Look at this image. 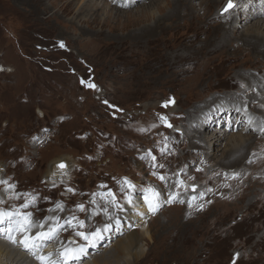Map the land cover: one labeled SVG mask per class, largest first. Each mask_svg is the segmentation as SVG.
Listing matches in <instances>:
<instances>
[{
    "label": "rangeland",
    "instance_id": "rangeland-1",
    "mask_svg": "<svg viewBox=\"0 0 264 264\" xmlns=\"http://www.w3.org/2000/svg\"><path fill=\"white\" fill-rule=\"evenodd\" d=\"M52 1L43 0L40 7L26 1L14 9L11 0H0V177L7 182L0 183V211L31 213L37 231L59 209L63 227L55 242L60 248L74 245V237L79 246L104 252L115 242L113 235L106 239L103 234L94 247L66 221L73 216L83 220L85 227L79 230L86 233L112 226L127 208H135L126 195L148 209L145 196L151 194L146 190L154 188L160 194L155 212L133 209L141 214L133 228L144 234V255L131 264H264V131L252 140L245 164L231 169L216 164L224 143L212 156V149L204 153L192 138L200 130L213 133L231 126L239 132L242 124L234 114L230 118L221 111L215 121L189 120L198 106L210 116L227 110L225 103L238 102L231 92L241 86L233 83L237 70L260 80L264 60L251 53L231 55L237 43L230 50L212 51L198 43L216 23L205 20V15L214 17L213 7L204 16L198 11L200 20L187 17L174 23L162 19L170 11L159 10L165 0L160 5L144 0L122 7L119 14L102 5L94 19L76 18L80 3L62 9ZM254 1L264 7L260 0L249 3ZM226 3L220 1L217 16L224 15ZM244 16L234 24L239 31H244ZM155 23L161 32L134 39L133 33ZM188 48L194 57L173 56ZM81 80L96 87H85ZM169 100L174 103L163 107ZM256 105L257 100H250L245 107L250 111ZM59 159L68 161L69 170L49 180L46 176ZM124 178L135 188L125 185L122 191ZM109 191L122 211L107 203ZM103 207L111 220L100 211ZM0 241L16 248L5 237ZM30 260L37 262L36 256ZM0 261L10 263L5 255Z\"/></svg>",
    "mask_w": 264,
    "mask_h": 264
},
{
    "label": "bare ground",
    "instance_id": "bare-ground-1",
    "mask_svg": "<svg viewBox=\"0 0 264 264\" xmlns=\"http://www.w3.org/2000/svg\"><path fill=\"white\" fill-rule=\"evenodd\" d=\"M26 1H32V4H34L36 7H40V5L43 2V0H11V2H13V5H14L12 7L14 8L15 4L19 5L20 3H24ZM96 1L97 0H79L78 3H75L76 2L75 0H54L52 1V6L54 4V6H59L62 9L72 8V7L75 8L76 4L78 5L80 3L79 7L77 8L76 18L79 17V19H81L82 17H85V16H91V18L93 17L94 19V15H96L95 11L97 10L96 8H98L99 6L104 5L105 10L110 9L111 12L112 10L113 11L115 10L116 13L118 12L119 14V13H123L122 7L125 8L128 6H134V5L138 6V4H140V2L144 0H99L98 4H96ZM152 1L160 5L162 0H148L150 4ZM220 1L222 2L223 0H200L198 3L196 2L197 3L196 4L195 0H165L164 2L165 4L159 6L160 7L159 10H161V8L163 9L166 7H170V11L166 15H164L162 19L164 21H170V22L172 21L176 23V22L186 19L187 17H192L196 20L197 19L200 20L201 19L200 16L202 15H199L198 13L200 11H203V16H204L206 14V11L208 9H211V7H213L215 8V13H213L214 17H212V15L211 17L208 15H205V20H213V22L215 21L216 23L213 24L210 28H208L209 30L208 29L205 30L206 32L205 38L203 39L201 38L198 43L202 45L203 47H207L209 51H212L215 49L219 50L222 48H226L230 50L232 49L231 47L233 43L235 44L237 43L238 45H236L233 48L232 50L233 52H231V55L233 54V56H235L239 53L241 54L251 53V55L254 56L255 58H261V60H264V17L262 16L264 14V7L260 8L259 4H257V2L255 1L249 3V0H236L235 8L230 9L228 12H221V13H224V15L220 17V16H217L218 12L216 9L220 5ZM260 3L264 6V0H260ZM150 4L148 5L150 6ZM249 7H252V8L249 9ZM242 15H245L244 16L245 24L241 26L244 28V31L243 29L242 31H239L237 28L239 26L237 25L235 26L234 24L237 23L239 16H242ZM97 19L98 18H95V21H98ZM162 19H159V20H162ZM154 26L153 27L149 26V27L139 30V32L133 33L134 39H141L144 36L146 37L150 35L153 36L158 31L160 32L162 31L160 30L161 27H159V23H155ZM191 51H190V48H188L187 50L175 52L173 56H176V58L181 55L182 57L183 56L188 57V55H193L191 54ZM179 66H183V69ZM175 67H177L178 69L181 68L182 71L185 69L184 71L186 72L188 69L184 67V65H180V64H178ZM243 71L244 69L237 70V74L234 76L235 81H233L235 85L237 83H241V86L237 85V87H235L231 91L232 96L235 97L236 100H239L238 102L236 103L229 102L228 104L225 103V106H226L225 108L227 110L222 109V108L220 110L218 109L219 111L212 112L210 116L205 114L204 113L205 111L204 112L202 111L203 107L199 108L198 106L197 107L198 109L195 110V112L190 113L189 115V120H190V117L193 116V122H198L200 120H203L204 122L208 117L212 118V120L215 121L221 115L219 112L224 111L223 114L225 115L230 113L229 115L230 118L234 114L233 115L235 116L234 121L236 122L237 120L238 123L242 124V126H240L238 130L239 132H232L233 128H231L232 127L231 126L230 128L227 127L228 129L219 128V130L217 129L218 130L217 132H213V133H207V132H203L200 130L199 131L200 133L196 137L192 138L193 143L195 142L194 140L197 141L195 142L196 144L194 143V145L197 146L204 153L206 154L208 152L210 153L212 149L211 151L212 156L216 154L215 151L216 152L218 151L217 146L220 145L221 143H224V146L220 149V151L222 152L217 154V156H219V159L216 160V164L219 166H223V167H227L231 169L234 167L238 168L245 164L246 151L247 149H249V146L252 143V140L255 137H257L258 134L261 133L260 130H262V133L264 131L263 129L264 128V89H263L264 76L259 80L257 79L258 77H254L253 75L243 76L242 75ZM233 83L232 85L234 87ZM242 85H244V88H242ZM247 87L251 89H254L256 87V90L258 92L255 94L253 92H248V91L246 92ZM241 91L243 92L239 93ZM250 100H254V101L257 100L258 103H260V106L258 107L256 105V108L254 107L253 110L250 109L249 111L245 106L247 105V101H250ZM238 103L240 104L238 105ZM252 112L254 114H251ZM202 113H203L202 116H198ZM252 115L254 116L253 118L251 117ZM250 119L252 121L251 123H249ZM254 128L255 130L253 131ZM190 129L191 128L187 127V131H190ZM243 130L253 131L254 135H251L250 133H244L242 132ZM193 132H196V131L193 130ZM57 161L58 160L55 161L54 167L51 168V171L48 172L47 174L48 176H46L49 180L60 178L62 175H65L69 170V166H67L65 170L57 169L56 168V164L58 163ZM0 171L2 170L0 169ZM0 181H1V177H0ZM135 198H136L135 196L132 197V204H135V208L133 209L140 211V213H143L141 212L142 210H145V212L149 211V208L148 209L145 208L143 205L137 202L138 200ZM0 205L3 206V204H0ZM133 209L131 210V208L130 209L127 208L125 215L121 216V218L117 220L110 227L109 231L104 233V237H106V239L111 238L112 235H113V239L115 238V242L111 246L106 248L104 252H100L102 248L100 250L96 249L98 251V253H96L97 251L95 252L94 250L90 251V248H87V246L84 244L83 246H86L85 252L79 257L78 260L71 261L70 264H81L82 261L85 259L88 260V261H84L85 264H131L139 260L141 257H143L144 251L142 249V243H143L142 240L144 238V234H139L133 228V225H135L136 222H138V220L141 219V214L139 212H135V210ZM59 214H60L59 209L58 210L55 209L51 211V214L48 216L47 223L45 224L43 223L44 224L43 229L39 227L37 231L36 230L33 231L31 227L30 231L27 234L29 236H35L37 232L47 231L48 227H51L54 225L55 218L59 217ZM142 217L144 216L142 215ZM5 227L6 225H0V236L5 237V239H7V234L2 231V229H4ZM122 231L125 233L124 236L117 237L118 233ZM60 232H61V229L58 231L57 237H59ZM15 235H16L17 242L16 243L11 242V243L17 248V250L16 248L11 249L10 247L7 246L8 244L7 245L3 244L2 243L3 240H2V242L0 241V257L3 255L8 257L9 262H10L9 264H34V262L30 260V256H34L32 252L25 249L19 243V241L23 238L24 234L19 233ZM55 240L56 238L52 240H48V241H41L40 248H43L45 246H47V248L43 250L42 254L40 252V255H45V254L48 255L49 253H52L51 259L53 260L59 259L60 257L56 256V254L63 247L60 248V245H58L59 242H55ZM70 240L74 241V245H78V240L75 239L74 237L71 238ZM74 245L66 246V247H73V248L77 247ZM95 245L93 246L95 247ZM36 261L37 262H35V264H40V261L37 258H36Z\"/></svg>",
    "mask_w": 264,
    "mask_h": 264
},
{
    "label": "snow or ice",
    "instance_id": "snow-or-ice-1",
    "mask_svg": "<svg viewBox=\"0 0 264 264\" xmlns=\"http://www.w3.org/2000/svg\"><path fill=\"white\" fill-rule=\"evenodd\" d=\"M235 5L233 3V0H228L227 5L223 9L224 12H228L230 9L234 8ZM64 45L61 44V47ZM81 84H83L85 87L88 88H95L96 86L91 83L84 80H81ZM107 103V101H105ZM170 103H174V100L166 101L163 104V107H168ZM159 119L167 123L166 117L160 116ZM251 119L249 120V123H251ZM171 127V125H168ZM143 131V130H142ZM154 160L155 157H152ZM59 168L65 167L63 164L58 165ZM160 167H163V165H160ZM153 175H157L156 172L152 173ZM158 179L161 181L165 180L164 176H158ZM0 183H7L6 181H0ZM121 184V190H124V186L127 185L129 189L135 188V185L131 183L127 178H124L122 182H119ZM183 183V182H181ZM14 187V186H9ZM146 191H148L151 195L145 196V200L148 203V208L150 211L155 212L156 206L154 204V201L159 197V193L154 188H149ZM103 195V194H102ZM108 201L107 203L110 204L112 207L123 210V206L118 203L116 196L114 193L109 191L106 194ZM175 198V195L172 197ZM35 198L33 197V200ZM126 202L128 204L132 203V197L131 195H126L125 197ZM24 207H28V204H25ZM58 208H61L62 205H57ZM78 208L80 211H85V207L83 204L78 205ZM100 211L103 212L105 216L108 217V219H112V217L109 215L108 207H103L100 209ZM94 215H99L100 212H94ZM31 213L22 214L19 210L16 211H0V225H6L2 231L7 234V239L12 242L16 243V235L19 233H23V238L19 241V243L27 250L31 251L34 256L40 261V264H70L71 261L78 260L79 257L85 252V246H79V247H64L63 250L59 253V259H51L52 253H49L47 256L39 255V249L41 247L40 242L41 241H48L52 240L57 236L58 231L63 227L59 223V217L55 218V223L53 226L49 227L47 231H40L37 232L35 236H29L27 233L30 231V228L33 226L31 222ZM66 223L71 226L73 229H75V235L77 237H80L82 240L86 241L88 245H95L98 241L103 239V234L108 232L111 225L105 224L102 227H97L94 231L91 232H84L80 231L79 229H83L85 227V222L83 220H78L77 217L73 216L70 220H67ZM40 228H44V224H40ZM70 243H74V241H70ZM239 255V254H237ZM233 264H235V260L233 261Z\"/></svg>",
    "mask_w": 264,
    "mask_h": 264
},
{
    "label": "water",
    "instance_id": "water-1",
    "mask_svg": "<svg viewBox=\"0 0 264 264\" xmlns=\"http://www.w3.org/2000/svg\"><path fill=\"white\" fill-rule=\"evenodd\" d=\"M226 5H227V3L225 4V6H226ZM225 6L223 7V9L225 8ZM223 9L221 10V12H224ZM54 164H55V163H53V167H54ZM61 164H63L65 167H63V168H59L58 165H61ZM67 166H69V164H68V161H67L66 159H64V160H60V161L56 164V168L59 169V170H65ZM53 167H52V168H53Z\"/></svg>",
    "mask_w": 264,
    "mask_h": 264
}]
</instances>
